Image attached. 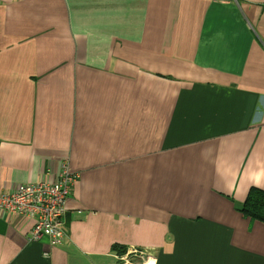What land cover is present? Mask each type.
<instances>
[{
  "label": "crops",
  "instance_id": "crops-1",
  "mask_svg": "<svg viewBox=\"0 0 264 264\" xmlns=\"http://www.w3.org/2000/svg\"><path fill=\"white\" fill-rule=\"evenodd\" d=\"M262 2L0 0V189L78 173L62 242L0 215V264H264Z\"/></svg>",
  "mask_w": 264,
  "mask_h": 264
},
{
  "label": "built area",
  "instance_id": "built-area-1",
  "mask_svg": "<svg viewBox=\"0 0 264 264\" xmlns=\"http://www.w3.org/2000/svg\"><path fill=\"white\" fill-rule=\"evenodd\" d=\"M54 157L60 161V172L55 176L47 172L36 182H15L7 190L0 189V214L6 212L10 216L33 220L29 238L40 240L47 237L52 245L63 239L66 201L77 178L76 173L68 170L63 155L54 154ZM129 255L140 259L145 257L143 251L129 248L121 257L124 264H133L127 259Z\"/></svg>",
  "mask_w": 264,
  "mask_h": 264
},
{
  "label": "trees",
  "instance_id": "trees-1",
  "mask_svg": "<svg viewBox=\"0 0 264 264\" xmlns=\"http://www.w3.org/2000/svg\"><path fill=\"white\" fill-rule=\"evenodd\" d=\"M236 209L245 216L264 220V191L258 188L249 189L245 201L236 206ZM15 215H11L14 217ZM120 252H125L126 246H118Z\"/></svg>",
  "mask_w": 264,
  "mask_h": 264
},
{
  "label": "clouds",
  "instance_id": "clouds-1",
  "mask_svg": "<svg viewBox=\"0 0 264 264\" xmlns=\"http://www.w3.org/2000/svg\"><path fill=\"white\" fill-rule=\"evenodd\" d=\"M264 1V0H263ZM262 4H263V2H262ZM263 6H264V4H263ZM67 168H68V170L69 171H71L70 170V168H69V165L67 164ZM59 172H60V163H59ZM71 172H73V173H76L77 174V178H76V182H77V179H78V173L77 172H75V171H71ZM76 184V183H75ZM73 189H75V186L73 187ZM71 193V192H70ZM69 193V194H70ZM69 196V195H68ZM64 222V221H63ZM32 227V226H31ZM31 229V228H30ZM63 230H64V227H63ZM30 231V230H29ZM29 233V232H28ZM63 239H64V236H63ZM62 239V240H63ZM62 240H61V242H62ZM37 241V240H36ZM60 242V243H61ZM59 243V244H60ZM52 244H50V246H51ZM54 245H58V244H54ZM129 248H127V250H128ZM137 250H141V249H139V248H136ZM142 251V250H141ZM126 252V251H125ZM125 252H124V254H125ZM144 253H145V257H146V251H143ZM135 257V260H130L133 264L135 263H142V261L145 259V257L143 258V259H140V258H137V256H134Z\"/></svg>",
  "mask_w": 264,
  "mask_h": 264
},
{
  "label": "rangeland",
  "instance_id": "rangeland-1",
  "mask_svg": "<svg viewBox=\"0 0 264 264\" xmlns=\"http://www.w3.org/2000/svg\"><path fill=\"white\" fill-rule=\"evenodd\" d=\"M0 215H8V216H10L8 213H6V212H4L3 214H0ZM18 218H20V219H22L20 216L18 217ZM22 220H28V219H22ZM27 238H29V233L27 234ZM29 239H31V238H29ZM136 249V248H135ZM142 249V248H141ZM125 251H127V248L125 249ZM142 251H146V250H144V249H142Z\"/></svg>",
  "mask_w": 264,
  "mask_h": 264
}]
</instances>
